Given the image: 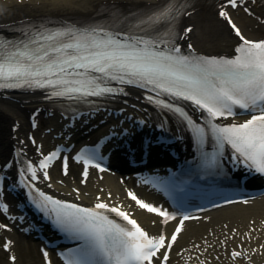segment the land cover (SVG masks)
Returning <instances> with one entry per match:
<instances>
[{
	"label": "snow or ice",
	"instance_id": "snow-or-ice-1",
	"mask_svg": "<svg viewBox=\"0 0 264 264\" xmlns=\"http://www.w3.org/2000/svg\"><path fill=\"white\" fill-rule=\"evenodd\" d=\"M227 2L237 7V0ZM245 11L249 10L245 8ZM178 14L174 0H168L163 8L134 19L128 30H117L110 24L72 25L32 29L22 32L19 38L0 37V88L46 89V98H63L70 105H93L95 102L90 97L128 95L125 85L144 89L145 99L175 114L192 134L206 166L218 164V156L223 155L228 145L234 163L264 175V40L246 39L228 13L221 9L219 15L227 20L241 41L235 49L236 54L232 58L181 55L171 32L159 27L170 23ZM162 94L191 102L206 119L207 133L205 127L196 123L182 107L160 99ZM236 109L250 118L226 125L214 123L217 118L236 115ZM82 115L84 113L73 112L70 118ZM157 127L163 129L164 124ZM207 134L214 141L212 153L203 150ZM59 155L57 149L39 161L43 179H50L49 162ZM76 159L84 165L81 183L88 180L90 165L101 172L106 170L95 163L100 159L95 149L78 154ZM26 171L31 174V181L39 179L31 163L26 165ZM63 172L68 174L67 156L63 157ZM28 186L38 192V197L32 201L35 206L46 213L57 228L83 242L65 254L64 264H167L185 221L199 219L184 215L179 218L170 238L165 236L163 229L153 236L131 218L130 213L120 206H110L99 196L93 207H81L54 199L30 183ZM73 191L79 198V190ZM127 194L140 209L161 217L160 224L166 225L176 219L168 211L139 199L133 192ZM7 208L0 203V209L6 212ZM107 213L115 214L120 222ZM0 228H7V225L0 224ZM9 243L3 245L6 250ZM231 256L235 260L242 253L232 251ZM44 257L47 261V252ZM11 259L14 261L15 257Z\"/></svg>",
	"mask_w": 264,
	"mask_h": 264
},
{
	"label": "bare ground",
	"instance_id": "bare-ground-1",
	"mask_svg": "<svg viewBox=\"0 0 264 264\" xmlns=\"http://www.w3.org/2000/svg\"><path fill=\"white\" fill-rule=\"evenodd\" d=\"M159 1L161 0H0V10H2L0 11V26L24 18L43 16L66 15L93 20L102 13L114 11L116 8H119L122 14L132 11L140 12L141 8ZM245 8L249 11H244ZM221 9L230 14L248 36L259 38L263 35L264 7L258 0H242L238 2L235 9L225 5L222 0H199L182 16L181 28L184 41L199 52L231 53L237 43V38L227 27L223 17L219 15ZM186 29H191V31L186 32ZM130 101L138 107L142 105L139 95L135 93L131 95ZM122 106L132 111L130 106L125 104ZM37 108L47 110L49 115L42 119L44 113L40 114L37 118L39 126L33 130L30 128L28 119ZM133 112L140 113L137 110ZM100 118L104 119L103 116L96 115L83 129H70L73 133L71 140H76L78 133L82 132L85 134L79 142L82 138H94L101 134L102 126L107 124L100 122ZM62 122L54 110L47 108L34 95H0V164L11 158L12 151L15 154L21 151L26 152L27 155L24 157L35 155L36 147L28 141L30 133H34L37 143L41 144L44 149H47L50 143L59 141L54 140L51 133L61 131L60 123ZM45 129H50L51 133H45ZM120 176L124 175L91 173L88 180L81 183L77 174L76 179L60 178L57 168L54 167L51 171V179L48 184L44 185H51L50 189L56 193L79 201L95 203L98 202L96 195L100 194L101 200L110 206L119 203L122 209H133V219L143 225L150 234H156L159 229H171V225L162 226L157 217L130 205L132 203L124 195V190L134 187L133 181L124 179L119 182ZM58 178L64 181L63 185L56 182ZM74 188L79 190V198L73 191ZM137 188L141 193L144 192L141 187ZM12 227L13 225H10L9 229L1 231L2 235L10 239L9 256L15 257L13 262L7 261L4 264H44L42 255L35 251L39 250V245L28 238L32 246V253H30L27 250L28 243L24 236L18 234ZM262 245H264V196L246 204L225 206L199 220L186 222L183 231L173 245L170 264H182L186 258L191 261L201 258L208 264H264ZM230 251H241L242 256L231 261L228 259Z\"/></svg>",
	"mask_w": 264,
	"mask_h": 264
},
{
	"label": "rangeland",
	"instance_id": "rangeland-1",
	"mask_svg": "<svg viewBox=\"0 0 264 264\" xmlns=\"http://www.w3.org/2000/svg\"><path fill=\"white\" fill-rule=\"evenodd\" d=\"M28 249H29V252H32L31 246H29ZM0 261L6 262L7 261V254H5V253L0 254Z\"/></svg>",
	"mask_w": 264,
	"mask_h": 264
}]
</instances>
